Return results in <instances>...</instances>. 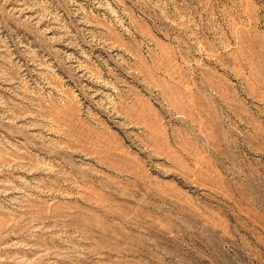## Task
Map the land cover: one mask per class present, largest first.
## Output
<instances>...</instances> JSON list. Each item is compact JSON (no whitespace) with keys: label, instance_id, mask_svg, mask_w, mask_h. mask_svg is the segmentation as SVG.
Listing matches in <instances>:
<instances>
[{"label":"rangeland","instance_id":"374dc122","mask_svg":"<svg viewBox=\"0 0 264 264\" xmlns=\"http://www.w3.org/2000/svg\"><path fill=\"white\" fill-rule=\"evenodd\" d=\"M0 264H264V0H0Z\"/></svg>","mask_w":264,"mask_h":264}]
</instances>
